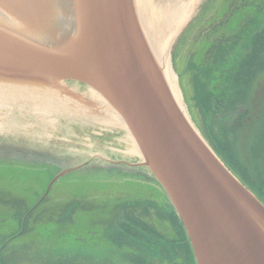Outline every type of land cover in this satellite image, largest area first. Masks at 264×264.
<instances>
[{
    "label": "water",
    "instance_id": "water-1",
    "mask_svg": "<svg viewBox=\"0 0 264 264\" xmlns=\"http://www.w3.org/2000/svg\"><path fill=\"white\" fill-rule=\"evenodd\" d=\"M227 0H0V169L161 183L197 264H264V203L191 123L172 46Z\"/></svg>",
    "mask_w": 264,
    "mask_h": 264
},
{
    "label": "rangeland",
    "instance_id": "rangeland-1",
    "mask_svg": "<svg viewBox=\"0 0 264 264\" xmlns=\"http://www.w3.org/2000/svg\"><path fill=\"white\" fill-rule=\"evenodd\" d=\"M263 28L264 0H227L207 23L185 24L178 46L172 47L192 110L191 123L264 203L258 194L260 189L264 192V163L237 143L234 151L256 181L248 183L234 165L232 153L222 149L216 138H222L225 129L234 137L247 105L240 102L227 112V101L215 97L209 108L202 101V96L216 92L218 81L211 65L218 70L232 68L250 51L254 34ZM247 97L248 105L260 106L264 71ZM90 175L75 174L73 182H54L46 196L48 185L39 182V171L0 169V264H197L185 225L178 213L180 221L175 222L176 208L153 174L148 178L111 173L107 180L105 174H98V180H88ZM133 219L164 239L153 238L152 229L144 232L141 242L112 241L122 224ZM182 238L183 245L167 243Z\"/></svg>",
    "mask_w": 264,
    "mask_h": 264
},
{
    "label": "trees",
    "instance_id": "trees-1",
    "mask_svg": "<svg viewBox=\"0 0 264 264\" xmlns=\"http://www.w3.org/2000/svg\"><path fill=\"white\" fill-rule=\"evenodd\" d=\"M232 66V68L229 67L225 70H218L216 65H211V72L213 73L214 71L215 73L214 79H217L216 81H218L215 86L216 92L212 91L209 94L202 96V101L203 105L207 108L213 105L212 100L215 99V97L221 101H227L225 107L226 110L228 108L227 112L231 109L237 108V105L240 102L247 105L245 115L241 121L242 123L238 122L235 126L233 138L229 135L230 131L226 129L222 134V138H219L216 135L215 136L220 142V147L232 153L234 165L238 168L242 176L249 179L248 183L256 182L252 178L250 168L238 159V154L234 151V148L237 143H241L242 146L245 145L247 149L250 148V150H252L256 161L264 163V107L262 104V100L264 98H262L259 107L253 108L251 103L248 105L249 103L247 97L255 79L264 71V28L254 34L251 41L250 51L236 64H232ZM229 81L232 82L231 86L223 89L224 85ZM216 93L220 94V96L217 97ZM258 194L264 200V192H262L261 189ZM172 217L175 219L176 223L180 221L177 211L172 213ZM141 223L144 222L139 219L130 220V223L124 222L121 226V230H118L115 233L112 241L119 245L139 242L142 236H144V232L148 231L149 233V231L153 229L150 227L145 228V225L140 227ZM154 232L155 234L153 238H156L157 240L164 239L162 235L160 236L156 232V230H154ZM184 241L185 240L182 238L167 241V243L171 246H175L176 244L183 245ZM149 242L150 241H147V244L150 245L151 243Z\"/></svg>",
    "mask_w": 264,
    "mask_h": 264
}]
</instances>
